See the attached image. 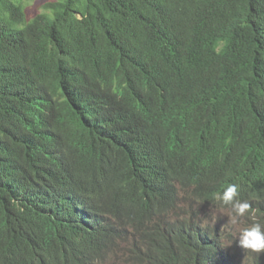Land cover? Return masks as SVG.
Instances as JSON below:
<instances>
[{
    "label": "trees",
    "instance_id": "trees-1",
    "mask_svg": "<svg viewBox=\"0 0 264 264\" xmlns=\"http://www.w3.org/2000/svg\"><path fill=\"white\" fill-rule=\"evenodd\" d=\"M45 8L0 0V264H264L178 214L228 181L264 225V0Z\"/></svg>",
    "mask_w": 264,
    "mask_h": 264
},
{
    "label": "clouds",
    "instance_id": "clouds-1",
    "mask_svg": "<svg viewBox=\"0 0 264 264\" xmlns=\"http://www.w3.org/2000/svg\"><path fill=\"white\" fill-rule=\"evenodd\" d=\"M216 179V178H215ZM228 181H225L222 187L218 189L207 188L215 190L216 193L213 197H207V193H202L199 195L202 200V209H200L199 202L191 198L186 192H189L187 189H181L180 192V203L184 207V212L178 210V214H181L183 217L191 214L192 212L189 209L191 205L197 210V214L202 218L207 225L213 227L218 223L219 218L222 219V225L228 226V229L234 225L235 230L237 231L238 227H243L242 231H237L238 244L242 249L252 250L257 253L264 252V225L260 223H255L249 227L246 226L245 222L247 219L244 217L246 213L249 212L251 205L246 201H242L239 198V187L236 184H229ZM227 210L229 215H223L222 213ZM209 217H205L204 213ZM242 219H241V218ZM211 219L216 220L215 224L211 223ZM232 240H236V235L232 234ZM104 264H112L111 261H108Z\"/></svg>",
    "mask_w": 264,
    "mask_h": 264
},
{
    "label": "rangeland",
    "instance_id": "rangeland-1",
    "mask_svg": "<svg viewBox=\"0 0 264 264\" xmlns=\"http://www.w3.org/2000/svg\"><path fill=\"white\" fill-rule=\"evenodd\" d=\"M51 1H57V0H24L25 5L27 7V11L31 17L35 16L38 13L46 11L45 4L48 2H51ZM222 214L228 216L229 211L225 210ZM179 218H184V217L180 216ZM210 221L213 224H215L217 222L214 219H211ZM206 223L208 224L207 221H206ZM242 229H243V227L240 226L237 228V231L241 232Z\"/></svg>",
    "mask_w": 264,
    "mask_h": 264
},
{
    "label": "bare ground",
    "instance_id": "bare-ground-1",
    "mask_svg": "<svg viewBox=\"0 0 264 264\" xmlns=\"http://www.w3.org/2000/svg\"><path fill=\"white\" fill-rule=\"evenodd\" d=\"M158 234V233H157ZM107 238V237H106ZM105 238V239H106ZM114 238H116V241H121L122 240V237H120V236H116V237H114ZM105 239H102V241H105ZM111 262L113 263V261L111 260Z\"/></svg>",
    "mask_w": 264,
    "mask_h": 264
},
{
    "label": "water",
    "instance_id": "water-1",
    "mask_svg": "<svg viewBox=\"0 0 264 264\" xmlns=\"http://www.w3.org/2000/svg\"><path fill=\"white\" fill-rule=\"evenodd\" d=\"M87 216H88V212H84L83 217H87ZM246 226H247V222H246Z\"/></svg>",
    "mask_w": 264,
    "mask_h": 264
}]
</instances>
